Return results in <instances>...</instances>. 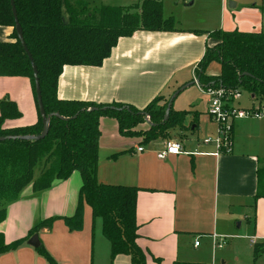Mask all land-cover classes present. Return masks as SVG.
<instances>
[{"label":"crops","instance_id":"obj_1","mask_svg":"<svg viewBox=\"0 0 264 264\" xmlns=\"http://www.w3.org/2000/svg\"><path fill=\"white\" fill-rule=\"evenodd\" d=\"M161 2L164 11V0ZM138 3L131 5L139 7ZM172 3L171 7L183 15L176 30H137L119 38L98 66H63L57 98L122 103L142 110L162 97L156 105L161 107L178 88L194 80V69L205 48L217 42L208 36L209 32L221 29L264 33V0H190L183 4L184 9L177 7L179 0ZM64 16L67 17L65 10ZM12 33L13 27L0 25V42L13 41ZM220 72V64L213 61L205 74L218 76ZM192 89L202 91L198 84L185 87L173 98L172 107L182 93ZM245 92L241 90L240 107L259 101L249 92L244 97ZM2 99L13 101L21 113L18 118L7 119L4 128L36 123L38 110L27 77L0 76ZM190 105L183 128L168 130L178 132V136L157 138L146 144L142 143L144 136H122L115 118L99 119L96 176L104 184L139 189L136 244L144 252L146 264H219L217 257L227 260V251L217 253L228 244L226 239L245 238L250 248L264 240V194L254 198L260 192L259 179L264 168V116L235 120L231 151L216 155L211 144L202 143L205 136L214 132L202 120L206 109H198L193 100ZM148 128L144 120L134 130ZM169 139L180 141L187 153L157 158V152ZM138 146L143 151L138 152ZM81 184L80 173L73 171L67 179H55L51 188L41 192L34 193L31 185L26 186L20 198L6 206L5 219L0 222L4 241L22 238L36 222L57 216L60 218L51 227H43L37 233L57 264H132L131 257L124 254L111 261L110 243L106 245L105 239L96 243L98 228L103 236L101 219L93 220L88 204L83 205L81 230L70 231L61 219L73 215ZM241 229L243 234L238 233ZM216 236L224 237L225 242L217 246ZM196 240L198 245L194 244ZM226 260L221 259L220 264H226ZM0 264L48 263L25 241L15 250L1 253Z\"/></svg>","mask_w":264,"mask_h":264},{"label":"trees","instance_id":"obj_2","mask_svg":"<svg viewBox=\"0 0 264 264\" xmlns=\"http://www.w3.org/2000/svg\"><path fill=\"white\" fill-rule=\"evenodd\" d=\"M22 36L38 72L42 105L51 116L46 136L35 140L0 141V222L5 219L6 206L20 198L22 190L31 185L37 193L51 188L55 179L65 180L78 171L82 184L75 211L70 217H61L70 231L82 229L84 203L92 210L93 220L101 219L102 234L110 243V259L120 254L131 257L132 264H146L144 252L136 244V199L138 188L109 185L98 181L99 119L113 117L122 136H144L142 143L167 138L174 127L183 128L185 111H174L172 102L168 118L163 121L168 101L157 107L162 97L155 98L139 110L122 103L96 104L57 98L58 77L65 65L98 66L109 56L121 37L131 36L137 30H176L172 17H163L161 0H143L140 10L130 6L100 5L82 12L87 3L68 0H14ZM64 10L67 17L64 16ZM0 25L13 27V41L0 42V76H24L30 80L34 97V79L30 61L17 38L10 0H0ZM197 34L202 31H194ZM217 41L206 47L194 69V79L202 88L240 89L264 102V33L224 31L208 33ZM220 64L218 76L205 74L211 62ZM193 81V80H192ZM176 91H181V87ZM177 93V94H178ZM173 101V100H172ZM37 105V101H36ZM113 106L114 108H110ZM38 110V107H37ZM147 115L149 128L136 131ZM21 116L16 104L8 99L0 101V136L38 135L42 121L38 111L36 123L4 128L7 119ZM41 164L38 172L36 167ZM263 197L257 192L254 196ZM54 216L36 222L27 234L6 243L0 234V254L15 250L37 234L43 227H51ZM264 249V243L254 244V257ZM34 250L48 264H57L39 240Z\"/></svg>","mask_w":264,"mask_h":264},{"label":"built area","instance_id":"obj_3","mask_svg":"<svg viewBox=\"0 0 264 264\" xmlns=\"http://www.w3.org/2000/svg\"><path fill=\"white\" fill-rule=\"evenodd\" d=\"M185 3L190 0H183ZM227 1V0H225ZM202 92L208 96L206 114L209 119L214 123V132L205 136L202 139L203 144H211L215 152L228 153L231 151L232 146V125L237 119L253 118L259 119L264 116V102H258L250 107L242 108L236 105V102L241 97L240 89H225L222 87L217 88H202ZM148 122V117L145 120ZM137 151H143L142 146L137 147ZM181 153H187L182 150L180 141L175 139L166 140L164 148L159 150L156 154L157 158L164 159L168 155H179ZM219 237L217 246H220L225 242L224 237ZM199 241H195V245H198Z\"/></svg>","mask_w":264,"mask_h":264},{"label":"rangeland","instance_id":"obj_4","mask_svg":"<svg viewBox=\"0 0 264 264\" xmlns=\"http://www.w3.org/2000/svg\"><path fill=\"white\" fill-rule=\"evenodd\" d=\"M85 2H89L90 5H87V7L82 8V12H87V11H92L93 8L98 7L100 5H107V6H128L131 5L133 3H135L136 1H139V5L141 6V2L142 0H84ZM165 3V9H164V16H173L172 18L175 21V26L177 27L178 23H179V19L183 17L182 14H180L179 11H175L171 6L173 5L172 0H164ZM187 3V2H186ZM100 4V5H99ZM137 4V5H138ZM185 2L183 0H179L178 6L177 7H182V9H184V5ZM96 5V6H94ZM140 6L136 7L138 8V10H140ZM196 7V6H195ZM186 8V7H185ZM182 13V12H181ZM164 18H168V17H164ZM178 20V21H177ZM212 38V37H211ZM215 40V38H213ZM247 92L244 93V97H246ZM207 98L208 96H206L201 90L198 91L196 89H192L189 90L187 92L182 93L176 100L175 103H173V107L172 108H176L179 109L180 111H185L187 112L190 108H191V101L193 100V102H195V104L198 106V109L204 110L207 108L206 102H207ZM257 98V97H256ZM166 101V100H165ZM239 100L236 102V105H238ZM258 102H261L260 100ZM256 102V103H258ZM188 114H186L187 116ZM205 119V120H204ZM149 120V117H148ZM202 120L204 123H207V128L210 129L211 131L214 129V123L209 119L207 114H203L202 116ZM150 121V120H149ZM147 124H150L148 122H146ZM176 133L178 132H174V131H169V133L167 132V136L171 137H176L178 136V134L176 135ZM41 164H39L38 167H36L35 172L37 173L38 170L40 169ZM260 193L264 194V168L262 170V172L260 173ZM99 227V226H98ZM239 234H243V230H239L238 231ZM252 233V232H250ZM249 233V234H250ZM103 235V234H102ZM103 237V238H101ZM240 237V236H239ZM100 239H102L104 241V239L106 240V245H108L107 243L108 240L104 237L101 236V232H100V228L97 229L96 232V243L100 242ZM226 241H228V244L225 245V247L219 248L217 250V253H222L221 251H227L225 252V256L227 257V260L221 256L217 257V260H219V264L221 263V259L222 260H226V264H264V249L262 251V253L255 258L254 257V245L250 248V243L247 239H226ZM264 243L263 241H258V245ZM190 249H194V246H190ZM190 249L188 248V253H190ZM195 253V252H194ZM227 254V255H226ZM238 258V259H236Z\"/></svg>","mask_w":264,"mask_h":264},{"label":"water","instance_id":"obj_5","mask_svg":"<svg viewBox=\"0 0 264 264\" xmlns=\"http://www.w3.org/2000/svg\"><path fill=\"white\" fill-rule=\"evenodd\" d=\"M10 6H11V11H12V15H13V19H14V28L17 34V38L19 40V42L21 43L29 61H30V65H31V69H32V73H33V79H34V91H35V96H36V101H37V107H38V111H39V115L41 117V121H42V131L38 134V135H23V136H0V141H4V140H15V139H20V140H37V139H42L46 136L47 132H48V127H49V118L51 116H57L60 117V115L56 112L54 113H50V114H45L43 105H42V100H41V93H40V84H39V79H38V72H37V68L36 65L33 61V58L30 54V52L28 51L26 44L24 42L23 36H22V28L20 23L18 22L17 19V13H16V8L14 5V0H10ZM193 84H197V80L194 79L193 81L188 82L187 84H185L184 86L181 87V90L184 89L187 86L193 85ZM178 93V91H175L173 93V95L169 98L167 107L165 109L164 112V117H163V121H165L168 116H169V109H170V105L171 102L173 100V98L176 96V94ZM110 108H114L113 106H111ZM147 115H145L144 119H147ZM148 123H150V121L148 120ZM150 125V124H149ZM27 244L32 246V247H38L39 246V239H38V235L37 234H33L28 240H27Z\"/></svg>","mask_w":264,"mask_h":264}]
</instances>
